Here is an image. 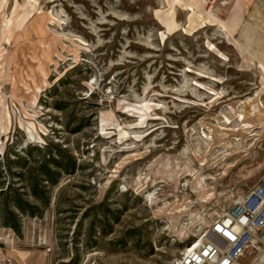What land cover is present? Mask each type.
Returning <instances> with one entry per match:
<instances>
[{
    "label": "rangeland",
    "instance_id": "1",
    "mask_svg": "<svg viewBox=\"0 0 264 264\" xmlns=\"http://www.w3.org/2000/svg\"><path fill=\"white\" fill-rule=\"evenodd\" d=\"M48 141L0 264H174L264 177V0H0V152Z\"/></svg>",
    "mask_w": 264,
    "mask_h": 264
},
{
    "label": "trees",
    "instance_id": "2",
    "mask_svg": "<svg viewBox=\"0 0 264 264\" xmlns=\"http://www.w3.org/2000/svg\"><path fill=\"white\" fill-rule=\"evenodd\" d=\"M55 108L65 109L60 102ZM11 147L0 152V224L20 232L21 215L41 216L60 176L73 174L78 164L71 150L59 143H28L18 151Z\"/></svg>",
    "mask_w": 264,
    "mask_h": 264
},
{
    "label": "built area",
    "instance_id": "3",
    "mask_svg": "<svg viewBox=\"0 0 264 264\" xmlns=\"http://www.w3.org/2000/svg\"><path fill=\"white\" fill-rule=\"evenodd\" d=\"M174 264H264V177L213 219Z\"/></svg>",
    "mask_w": 264,
    "mask_h": 264
},
{
    "label": "bare ground",
    "instance_id": "4",
    "mask_svg": "<svg viewBox=\"0 0 264 264\" xmlns=\"http://www.w3.org/2000/svg\"><path fill=\"white\" fill-rule=\"evenodd\" d=\"M224 26H225V25H224ZM199 236H200V234H199ZM199 236H198V237H199ZM199 243H200V239L198 240V242L196 243V245H198Z\"/></svg>",
    "mask_w": 264,
    "mask_h": 264
}]
</instances>
